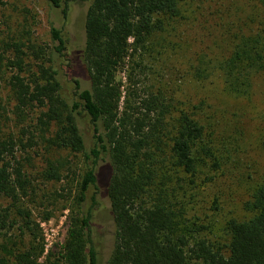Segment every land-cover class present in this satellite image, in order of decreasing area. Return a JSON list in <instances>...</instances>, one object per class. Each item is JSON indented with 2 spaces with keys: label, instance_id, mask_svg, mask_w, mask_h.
Instances as JSON below:
<instances>
[{
  "label": "trees",
  "instance_id": "obj_1",
  "mask_svg": "<svg viewBox=\"0 0 264 264\" xmlns=\"http://www.w3.org/2000/svg\"><path fill=\"white\" fill-rule=\"evenodd\" d=\"M45 1L60 8L65 18L68 4L75 0ZM180 1L90 0L82 40L88 86L72 79L71 94L64 92L60 68L52 61V55L60 57L65 49L60 30L50 27L51 48L30 37L2 43L0 65L9 72L14 114L42 107L38 121L41 132L47 133L44 142L83 158L67 231L58 252L49 253L44 264H100L91 217L101 195L96 169L102 161L108 163L104 195L114 232L101 264H264V182L244 204L250 217L228 219L223 239L210 236L211 226L191 220L187 211L192 192L210 181L208 172L218 168L212 140H207L211 125L204 124L198 105L176 109L165 104L161 94L140 98L137 105L129 101L133 94H122L124 88L116 80L118 70L152 44L166 19L177 15ZM258 1L256 26L237 33L233 48L217 64L226 91L235 96L248 95L252 80L264 76V0ZM197 73L205 78L211 74L208 68ZM261 144L264 148V122ZM18 145H23L20 138L0 128V199L11 205H0V264H42L38 259L44 248L35 232L39 226L21 202L31 181L17 158ZM211 158L213 168L206 160ZM42 175L47 181L62 179L53 164ZM24 235L30 239L25 246Z\"/></svg>",
  "mask_w": 264,
  "mask_h": 264
},
{
  "label": "rangeland",
  "instance_id": "obj_2",
  "mask_svg": "<svg viewBox=\"0 0 264 264\" xmlns=\"http://www.w3.org/2000/svg\"><path fill=\"white\" fill-rule=\"evenodd\" d=\"M0 1V48L3 42H22L27 37L51 48L54 42L49 29L52 26L60 30L65 40L62 56L52 55L55 66L60 68L59 79L64 92L71 94L72 79L78 80L83 88L88 86L82 40L90 0L70 2L65 18L60 8L45 0ZM260 14L258 0H181L177 15L165 20L164 31L153 38L145 50L135 52L131 62L116 74L121 89L124 88L122 94L125 95L126 90L133 94L129 95V101L138 105L140 98L161 94L165 104L171 103L176 109L198 105L197 112L204 124L211 125L207 127L211 134L207 140L209 143L212 140L211 150L218 160V168L208 172L212 175L210 181L192 192L187 216L197 223L209 224V235L222 236V239L225 236L223 226L228 219L250 217L244 204L252 190L264 182V148L261 144L264 76L257 75L252 80L248 95L235 96L226 91L217 64L233 48L234 36L255 27ZM202 68H208L211 74L200 77L197 70ZM8 77L9 72L0 65V103L5 109L0 128L2 132L9 131L20 138L23 144L17 147V158L31 181V189H28L27 196H22L21 202L39 226L35 232L41 237L44 251L38 260L44 264L49 253L58 252L67 231L83 158L81 154L59 151L44 142L47 133L41 132L38 121L42 107L34 105L14 114ZM123 100L122 97L120 107ZM82 127L87 141H90L85 123ZM212 159H206L211 168ZM48 164L56 165L62 172L59 182L44 180L42 173ZM107 168L108 163L102 161L96 169L101 195L91 217L100 264L109 255L114 232L109 202L104 195ZM0 205L11 206L6 198L0 199ZM88 205L89 201L83 205L84 209ZM47 213L51 217L44 220ZM29 240L24 235L22 245Z\"/></svg>",
  "mask_w": 264,
  "mask_h": 264
}]
</instances>
